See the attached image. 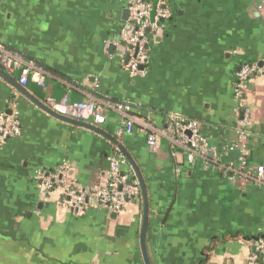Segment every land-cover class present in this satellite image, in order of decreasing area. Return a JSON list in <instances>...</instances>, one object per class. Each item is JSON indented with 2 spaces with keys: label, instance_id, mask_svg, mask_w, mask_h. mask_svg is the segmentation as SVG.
Returning a JSON list of instances; mask_svg holds the SVG:
<instances>
[{
  "label": "crops",
  "instance_id": "obj_1",
  "mask_svg": "<svg viewBox=\"0 0 264 264\" xmlns=\"http://www.w3.org/2000/svg\"><path fill=\"white\" fill-rule=\"evenodd\" d=\"M146 1L171 17L150 37L146 76L135 78L117 45L128 0H0V43L44 71V87L32 79L20 85L19 72L11 76L16 86L0 82V114L14 101L22 126V135L0 148V264H146L144 202L80 217L35 180L68 164L76 186H100L117 147L108 137L126 149L146 184L151 264L247 263L264 228L262 190L192 165L184 153L173 156L164 138L153 150L137 129L118 138L120 113L110 112L103 126L89 124L106 137L47 112L50 98L127 103L157 129L179 114L201 123L223 163L239 164L240 151L226 154L239 141L244 113L234 84L242 64L264 67V14L250 0ZM245 99L252 118L246 158L264 165V74L254 76Z\"/></svg>",
  "mask_w": 264,
  "mask_h": 264
},
{
  "label": "built area",
  "instance_id": "obj_2",
  "mask_svg": "<svg viewBox=\"0 0 264 264\" xmlns=\"http://www.w3.org/2000/svg\"><path fill=\"white\" fill-rule=\"evenodd\" d=\"M250 1L260 14H264V0ZM127 8L129 18L121 31L117 45L125 47L127 51L126 70L132 77L141 78L146 76L150 63L148 50L150 37L158 35L162 21L169 19L171 12L160 4L155 6L146 0H128ZM0 70L9 76L19 72L18 81L22 86H26L32 79L44 87V71L34 63L26 62L1 43ZM257 73L264 74V67L242 64L234 84L235 95L240 102L239 108L244 110V113L237 127L239 141L229 146L226 154L229 155L235 150L240 151L238 165L233 162L223 163L220 157L214 155V149L204 136L198 120L173 114L165 128L157 129L152 123L135 117L132 114L133 107L127 103H112L104 107L95 99L70 103L65 97L60 101L50 98L47 104L52 112L62 117L98 127L107 122L110 112L120 113L123 120L117 130L118 138L137 129L147 135V142L152 150L158 148L164 138L169 143L173 156L182 150L190 164L201 163L205 169L223 175L242 188L255 187L264 192V165H252L246 158V143L250 135L248 127L252 118L249 109H246L245 93ZM2 80L0 76V82ZM10 110L9 113L0 114V148L10 139L22 135L19 111L14 101L10 105ZM109 161L110 170L100 186H76L68 179L70 170L68 164L61 165L52 172L40 171L35 180L41 193L59 192L60 207L72 211L76 216H84L91 209H107L119 214L129 204L136 203L142 191L135 171L118 147ZM124 166H129V171H124ZM259 232L258 243L246 264H264V228Z\"/></svg>",
  "mask_w": 264,
  "mask_h": 264
},
{
  "label": "water",
  "instance_id": "obj_3",
  "mask_svg": "<svg viewBox=\"0 0 264 264\" xmlns=\"http://www.w3.org/2000/svg\"><path fill=\"white\" fill-rule=\"evenodd\" d=\"M129 17V10H127L125 12V20H127V18ZM128 61V57L125 60V63H127ZM0 76L2 78H4L7 81H10L11 83H13L16 86V83L12 80L11 76H9L8 74H6L4 71L0 70ZM18 89L21 90L23 93L24 90H22L23 88H21L20 86H18ZM48 113H50L51 115L62 119L64 121H67L71 124H75V125H79V126H83L87 129H90L92 131H95L96 133H99L101 135H105L106 137H108V135L104 134L100 129L95 128L89 124L83 123L81 121L78 120H73V119H68L65 117H62L54 112H52L51 110H47ZM109 139H111V141L114 143L115 146H117L120 151L123 153V155L126 157L128 163L132 166L133 170L136 173V177L140 183V187H141V191L143 194V198H144V219H143V228H142V235H141V247H142V253H143V257L145 260L146 264H151L148 258V253H147V249H146V231H147V226H148V218H149V202H148V192H147V187L146 184L144 182L143 176L138 168V166L136 165V163L134 162L133 158L130 156V154L126 151V149L121 145V143H119L116 139L108 137ZM110 161L107 162V166H105L106 170H110ZM258 238L256 239V244L254 245L253 249L255 248V246L258 243Z\"/></svg>",
  "mask_w": 264,
  "mask_h": 264
},
{
  "label": "trees",
  "instance_id": "obj_4",
  "mask_svg": "<svg viewBox=\"0 0 264 264\" xmlns=\"http://www.w3.org/2000/svg\"><path fill=\"white\" fill-rule=\"evenodd\" d=\"M244 64H247V63H244ZM253 78H254V76H253ZM253 78H252V79H253ZM178 152L183 153L182 150H179ZM45 171H47V172H52V171H49V170H45ZM143 202H144V200H143V194H142V192H141V193H140V196H139V198H138L137 203L143 205ZM134 203H135V202H134Z\"/></svg>",
  "mask_w": 264,
  "mask_h": 264
}]
</instances>
